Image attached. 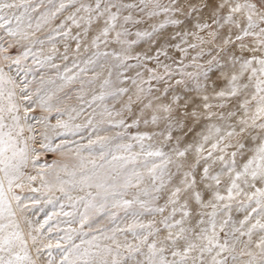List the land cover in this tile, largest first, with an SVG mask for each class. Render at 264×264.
<instances>
[{
    "label": "snow or ice",
    "instance_id": "1",
    "mask_svg": "<svg viewBox=\"0 0 264 264\" xmlns=\"http://www.w3.org/2000/svg\"><path fill=\"white\" fill-rule=\"evenodd\" d=\"M0 264H264V0H0Z\"/></svg>",
    "mask_w": 264,
    "mask_h": 264
},
{
    "label": "rangeland",
    "instance_id": "2",
    "mask_svg": "<svg viewBox=\"0 0 264 264\" xmlns=\"http://www.w3.org/2000/svg\"><path fill=\"white\" fill-rule=\"evenodd\" d=\"M70 139H79V137H70ZM24 195L26 196H37L39 198V194L37 193H25ZM25 203L28 204V211H27V216L34 222V223H42L45 219V217L49 213H53L54 211H58L57 209H53V206L50 204H45L43 199L40 200V203L33 204L30 200H26ZM67 210V209H65ZM67 219L63 216L55 218L49 222V225L55 226L57 225V222L60 221L59 227L64 228L67 227L68 225L64 224L63 221ZM49 225H45V230ZM75 227L76 225H72Z\"/></svg>",
    "mask_w": 264,
    "mask_h": 264
}]
</instances>
